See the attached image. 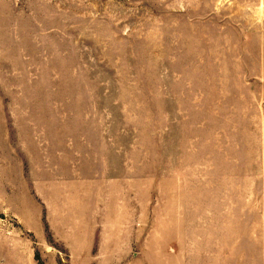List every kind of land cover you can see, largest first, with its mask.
<instances>
[{
    "label": "rangeland",
    "instance_id": "obj_1",
    "mask_svg": "<svg viewBox=\"0 0 264 264\" xmlns=\"http://www.w3.org/2000/svg\"><path fill=\"white\" fill-rule=\"evenodd\" d=\"M0 264H264V0H0Z\"/></svg>",
    "mask_w": 264,
    "mask_h": 264
}]
</instances>
